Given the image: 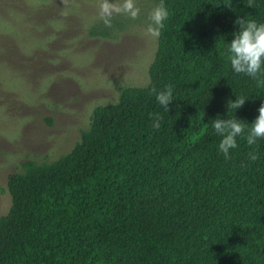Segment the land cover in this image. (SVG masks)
I'll list each match as a JSON object with an SVG mask.
<instances>
[{"label": "trees", "instance_id": "16d2710c", "mask_svg": "<svg viewBox=\"0 0 264 264\" xmlns=\"http://www.w3.org/2000/svg\"><path fill=\"white\" fill-rule=\"evenodd\" d=\"M164 2L148 84L98 107L69 152L8 176L0 264H264V139L226 159L208 123L235 96L248 122L264 102L226 57L235 20L264 22V0ZM169 84L166 111L153 89Z\"/></svg>", "mask_w": 264, "mask_h": 264}, {"label": "rangeland", "instance_id": "374dc122", "mask_svg": "<svg viewBox=\"0 0 264 264\" xmlns=\"http://www.w3.org/2000/svg\"><path fill=\"white\" fill-rule=\"evenodd\" d=\"M103 2L0 0V216L23 162L69 152L98 107L149 82L158 35L147 28L159 0H133L138 15L113 13L110 25Z\"/></svg>", "mask_w": 264, "mask_h": 264}, {"label": "clouds", "instance_id": "9594fccd", "mask_svg": "<svg viewBox=\"0 0 264 264\" xmlns=\"http://www.w3.org/2000/svg\"><path fill=\"white\" fill-rule=\"evenodd\" d=\"M124 12L135 18L139 13V8L135 6L133 0H104L100 6V17L105 25L111 24L113 13ZM169 16L168 8L164 0H159L149 14V23L147 31L150 34L158 35L159 30L164 27V21ZM238 30L232 33V39L227 41L226 57L231 69L236 74H244L250 78L261 80V74H264V22H257L255 19L247 16L238 17L235 20ZM155 92L157 103L166 111H170L169 105L174 100V90L172 85H166L163 89ZM248 99L237 97L229 99L226 104L225 119L223 115L217 114L215 118L209 119L212 131L220 137L218 151L229 158L231 151L238 147V138H243L249 146L255 145L258 140L264 139V102L257 109L258 115L248 122L237 118L236 112ZM230 111H235L234 116H229ZM161 116L155 114L152 127L159 129ZM248 158L251 161L257 159L255 151L249 152Z\"/></svg>", "mask_w": 264, "mask_h": 264}]
</instances>
